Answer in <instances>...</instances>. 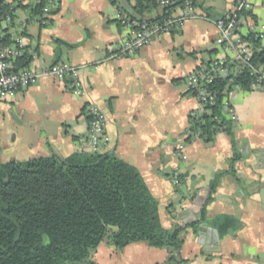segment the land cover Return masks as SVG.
I'll list each match as a JSON object with an SVG mask.
<instances>
[{
	"label": "crops",
	"instance_id": "1",
	"mask_svg": "<svg viewBox=\"0 0 264 264\" xmlns=\"http://www.w3.org/2000/svg\"><path fill=\"white\" fill-rule=\"evenodd\" d=\"M17 1L25 6L7 0L16 6L7 32L13 40L21 37L32 50V69L60 61L81 66L79 79L85 90L83 96L74 95L68 79L44 75L12 97L0 99V109L6 113L1 124L6 123L8 129L11 122L17 125L12 141H18L20 149L25 146L22 155L27 156L23 157H65L91 151L84 107L95 104L106 117L104 132L109 137L98 151H113L139 171L158 201L164 228L186 226L179 256L187 262L182 264H264V90L233 87L228 95L237 116L231 131L241 153L233 164L236 176L225 172L233 155L227 133L217 131L210 140L186 141L197 100L187 91L185 78L210 58L235 59L234 48L216 43L219 31L210 19L232 10L234 0H198L203 6L194 10L200 17L154 36L126 57L114 55L125 35L117 20V6L126 5L125 0H51L46 12L35 18L27 8L35 0ZM249 3L257 23L241 17L239 34L264 25V0ZM147 16L155 17V11ZM261 42L264 45V38ZM182 142L185 159L179 158L176 147ZM174 172L180 178L178 185L171 181ZM219 172L223 174L205 206V219L200 222L204 226L198 224L202 231L198 234L190 223L199 220L209 184ZM219 215L233 216L238 225L221 234L212 223ZM208 227L218 231V247L206 244ZM169 256L166 248L144 241L117 250L104 239L89 260L95 264H167Z\"/></svg>",
	"mask_w": 264,
	"mask_h": 264
},
{
	"label": "trees",
	"instance_id": "2",
	"mask_svg": "<svg viewBox=\"0 0 264 264\" xmlns=\"http://www.w3.org/2000/svg\"><path fill=\"white\" fill-rule=\"evenodd\" d=\"M14 1L16 6H25L21 1ZM125 1L122 7L130 19L148 24L160 20L168 11V7H160L158 0ZM183 1L176 0V3ZM191 1L194 7L203 6L198 0ZM47 4L48 0H35L27 7L30 17L42 16ZM236 4L234 0L232 10L210 19L229 20L236 14L238 20L242 17L257 23L251 11H234ZM16 6L0 0V11L12 19ZM158 8L161 9L158 11ZM154 11L155 17L147 16ZM4 25L0 20V45L13 44L7 32L9 24ZM240 38L249 50V62L226 59V74L205 84L206 89L215 94V102L208 105V111L192 119L189 127V133H197V138L204 140H210L212 134L223 127L222 132L230 136L233 146L230 168L225 172L234 176L233 164L241 153L236 148L231 131L234 122L227 117L225 101L229 102L228 95L233 87L253 89L252 84L257 80L253 68L264 70V45L260 34L249 30L247 34H240ZM31 60L32 50L25 46L22 55L8 61V70L28 67ZM186 141L190 142V137ZM222 174L217 173L210 182L199 220L190 223L193 231L204 221L205 206L212 201ZM212 223L225 234L238 225V220L231 215H219ZM185 229L186 226L179 224L169 229L161 225L158 201L141 174L113 151H78L65 157L0 161V264H95L89 256L104 239L117 250L136 241L164 247L170 253L167 264H182L187 262L179 256Z\"/></svg>",
	"mask_w": 264,
	"mask_h": 264
},
{
	"label": "built area",
	"instance_id": "3",
	"mask_svg": "<svg viewBox=\"0 0 264 264\" xmlns=\"http://www.w3.org/2000/svg\"><path fill=\"white\" fill-rule=\"evenodd\" d=\"M50 1L51 0H48V2ZM158 3L162 7H168V11L160 20L150 24L130 19L124 8L120 5L117 6V20L125 35L119 41L118 45H116L114 55L125 57L133 55L139 49L146 46L154 36L171 32L178 28L182 22L188 18L200 17V15L195 12L191 0H184L181 4L176 3V0H158ZM249 8V0H237L234 11L240 9L249 10ZM0 20L3 21V24L5 23L7 25L11 23L12 17L0 11ZM238 21L236 14L229 20L219 19L215 21L219 31L216 43L227 49L234 48L236 56L232 61H236L237 63H248L250 53L246 44L241 41L240 34H238ZM256 32L264 38V25L259 26V30ZM24 51L25 43L21 37H16L13 44L0 45V99L12 97L18 90L27 87L44 75H49L59 80L68 79V89L74 95L83 96L85 94V90L79 79V68L81 66L71 65L67 61H60L45 69H32L29 64L28 67L18 71H9L8 61L22 55ZM226 64H228L226 58L213 57L205 62L199 63L196 68L186 76L185 83L187 91L197 100L196 108L190 112V125L193 122H191L192 119L208 111V105L215 102V94L208 91L205 84L219 75H222V71H227ZM251 67L253 68V66ZM253 69L257 74V80L252 84V87H259L264 90V70ZM84 109L88 116L86 142L91 151H98L100 147L107 144L109 141V137L104 132L106 117L102 110L95 104H86ZM225 109L227 117L232 122L237 121L236 113L228 101H225ZM189 130L190 129L187 131V138L190 137V141H193L198 137V134H191ZM219 130L222 131L223 127H220ZM176 147L179 158L185 159L186 155L183 151L184 142L177 144ZM171 181L174 185L180 183L176 172L172 173Z\"/></svg>",
	"mask_w": 264,
	"mask_h": 264
},
{
	"label": "rangeland",
	"instance_id": "4",
	"mask_svg": "<svg viewBox=\"0 0 264 264\" xmlns=\"http://www.w3.org/2000/svg\"><path fill=\"white\" fill-rule=\"evenodd\" d=\"M3 116H6V113H4L0 109V161L3 162L8 160L26 159L23 156H27V153L22 155V153L27 151L25 146L21 145V149H20V144L18 145V141L16 142L12 141V138L15 134L13 131L14 128L17 127V125L11 122L10 127L12 129H10V127L8 129L6 123L1 124V120Z\"/></svg>",
	"mask_w": 264,
	"mask_h": 264
},
{
	"label": "water",
	"instance_id": "5",
	"mask_svg": "<svg viewBox=\"0 0 264 264\" xmlns=\"http://www.w3.org/2000/svg\"><path fill=\"white\" fill-rule=\"evenodd\" d=\"M226 70L225 71H222V74L225 75L226 74ZM195 221H197V219H195ZM204 225H201L199 223V228H203ZM197 233L198 234H202V231L201 229H197ZM209 236V237H208ZM206 244L209 246H213V245H217V247L219 246L220 244V240H219V233L216 229H213V228H207V239H206Z\"/></svg>",
	"mask_w": 264,
	"mask_h": 264
}]
</instances>
